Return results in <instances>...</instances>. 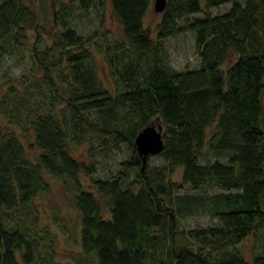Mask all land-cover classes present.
I'll use <instances>...</instances> for the list:
<instances>
[{
	"label": "trees",
	"instance_id": "trees-1",
	"mask_svg": "<svg viewBox=\"0 0 264 264\" xmlns=\"http://www.w3.org/2000/svg\"><path fill=\"white\" fill-rule=\"evenodd\" d=\"M152 1L110 0L124 36L99 49L114 85L100 75L93 36L67 22L69 7L61 6L62 26L32 47L29 72L0 87V113L32 127L39 147L33 156L14 128H0V264H67L56 259L51 232L33 220L34 199L50 188L47 173L74 190L80 264H155L136 241L157 226L172 237L166 264H264L263 243L252 260L237 246L264 226V0H167L155 33L145 24ZM229 1L225 11L209 10ZM78 2L88 9L94 0ZM35 18L26 0H0V59L27 40ZM188 29L200 64L176 68L164 40ZM155 119L163 125L164 146L154 153L161 161L143 165L135 137ZM84 142L92 161L74 151ZM123 145L119 172L98 175V152ZM177 167L180 186L202 190L208 201L175 193L169 175ZM82 172L95 189L83 185ZM209 204L217 222L183 228L198 245L181 242L178 215Z\"/></svg>",
	"mask_w": 264,
	"mask_h": 264
},
{
	"label": "rangeland",
	"instance_id": "rangeland-1",
	"mask_svg": "<svg viewBox=\"0 0 264 264\" xmlns=\"http://www.w3.org/2000/svg\"><path fill=\"white\" fill-rule=\"evenodd\" d=\"M26 1L36 11V18L28 25L27 40H24L23 43L17 45L16 48L0 59V87H5L12 81L18 82L21 74L29 72L26 68L31 64L28 56L32 52V47H36L42 38L45 39L44 42H51L53 32L59 30L62 26L59 18L57 19V14L61 6L69 7L71 18H66L67 22L74 24L84 34L93 36L90 46L93 49L100 75L106 83L114 85V78L109 71L106 53L99 49L101 44L124 36L122 23L112 11L110 0H94L92 7L88 9L81 8L78 0ZM231 4V1L225 2L219 6H212L209 10L213 13L225 11ZM205 11L206 9L198 10L191 13V15L202 16L205 14ZM160 17L161 11L155 9L153 0L152 6L145 16V24L150 25L154 33ZM164 43L168 60L176 68L194 67L200 64V54L196 45V34L193 30L188 29L170 35L164 40ZM262 98L264 108V92ZM153 121L158 122L157 119ZM3 127L14 128L19 133L31 155L35 156L39 152V147L33 141L34 134L32 127L23 128V126L13 122L9 115L0 113V128ZM212 129L213 125H210L208 127V135H210ZM74 151L80 157H85L88 161H92L95 158L89 155L88 142L78 144L74 148ZM127 151L125 145L119 150L113 148L111 150H100L96 156V159L99 160L97 174L100 176L117 174L121 168L120 160L127 156ZM160 159V157L152 153L145 164L159 162ZM47 177L50 181V188L38 194L34 199L36 208L33 211L35 213L33 220H35L36 216V224L46 235L48 234L50 236L49 233L51 232L53 240L50 246L56 250L57 260L67 264H80V259L82 260V254H79V250L82 248L80 242L81 223L80 213L74 200V190L65 182L62 176L47 173ZM81 177L85 187L95 189L89 174L82 172ZM169 177L177 183L175 193H180L183 196L196 194L199 197L203 196L204 201H208L209 196L203 195L202 190L192 187L188 183H184L182 187L180 186L182 181L181 167H177ZM206 192L209 194L207 190ZM174 199L175 202L178 200L177 195H175ZM213 208L209 204L207 208L191 210L178 215V220L175 224L177 234L180 240H182L181 242L197 244L192 237H190L191 239L186 238L181 232L183 228L189 229L194 226L217 222V215L214 213ZM104 214L106 216L110 215L107 207L104 208ZM162 234L160 227H153L146 233L147 237L142 238V240L137 239L136 241L144 244L149 249L152 262L155 264H166L165 260L168 249L171 248L170 245L173 243L169 233ZM260 243L264 244V226L246 235L238 242L237 246L247 258L252 260L254 248H260ZM79 255L81 256L80 258Z\"/></svg>",
	"mask_w": 264,
	"mask_h": 264
},
{
	"label": "water",
	"instance_id": "water-1",
	"mask_svg": "<svg viewBox=\"0 0 264 264\" xmlns=\"http://www.w3.org/2000/svg\"><path fill=\"white\" fill-rule=\"evenodd\" d=\"M167 4V0H154L156 10H163ZM163 125L160 121H152L144 125L135 137V147L142 156L143 162L148 160L152 153L160 151L164 146Z\"/></svg>",
	"mask_w": 264,
	"mask_h": 264
}]
</instances>
